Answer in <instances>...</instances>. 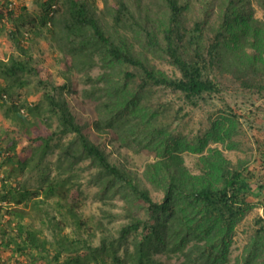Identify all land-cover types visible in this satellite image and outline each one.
Segmentation results:
<instances>
[{"label":"trees","instance_id":"obj_1","mask_svg":"<svg viewBox=\"0 0 264 264\" xmlns=\"http://www.w3.org/2000/svg\"><path fill=\"white\" fill-rule=\"evenodd\" d=\"M213 1L221 9L217 25L209 31L210 16L190 25L186 18L189 4L182 0H105L111 18L108 32L83 0H37L40 14L22 16L21 23L16 22L9 33L15 44L20 28L55 32L61 64L68 71L83 73L89 85L83 98L96 103L95 131H114L124 146L154 154L155 160L145 166L143 176L164 195L161 202L154 201L132 174L112 163L106 152L90 141L66 100L46 91L42 101L27 108L35 116L45 103L59 122L56 131L28 135L36 144L32 154L39 168L49 154L57 153L58 174L51 178L42 173V182L48 183L44 194L68 198L69 175L87 161L95 170L89 183L98 188L104 200L120 198L128 220L115 241L104 238L98 246L61 234L54 235L55 246L17 222L18 235L25 238L14 249L20 253L15 264H165L158 256L176 258L178 264H264L262 218L256 220L258 227L241 256L231 261L235 230L255 204L250 199L264 193L262 183L252 188L254 175L247 159L233 163L223 153L238 148L237 139L244 132L239 115L232 109L219 111L205 132L191 141L171 129L181 109L175 110L172 104L154 105L149 100L150 93L159 88L179 92L193 105L205 96H220L228 85L264 91V20L254 18L249 9L255 2L264 11V0ZM10 5L9 0L0 3V24L14 17ZM155 6L165 11H154ZM128 36L135 39L137 48L129 44ZM29 59H0V78L6 82L0 84V99L6 96L13 101V90L28 86L39 75ZM158 59L172 65L180 77L171 78L157 69L152 60ZM94 68L104 71L92 77ZM121 68L122 77L117 79L115 72ZM211 72L228 77L213 79L207 74ZM20 108L25 106L12 104L17 118L28 122ZM27 131L30 133L28 127ZM68 136L72 138L64 141ZM14 146L9 147L13 155L6 156L0 168L7 167L6 178L18 179L27 162ZM4 150L0 147V156L5 155ZM185 153L198 156L195 172L186 166ZM30 194L21 189L4 193L0 189V200H12L18 206L29 200ZM65 204L67 212L75 215V201L68 199ZM142 206L147 219L136 215ZM75 221L80 226L79 218ZM48 243L55 247L53 255Z\"/></svg>","mask_w":264,"mask_h":264},{"label":"rangeland","instance_id":"obj_2","mask_svg":"<svg viewBox=\"0 0 264 264\" xmlns=\"http://www.w3.org/2000/svg\"><path fill=\"white\" fill-rule=\"evenodd\" d=\"M9 1L11 2L10 8L14 11V17L9 20L6 19L0 24L2 28L0 32V59L7 60L12 56L19 59L30 57L29 61L37 69L39 75L30 80L28 86L15 88L13 101L6 100V96L3 97L5 101L0 99V147L6 149L4 150L6 153H3L5 155L0 156V163L4 162L6 156L13 155V150H9L13 144L15 151L17 153L19 151L18 155L25 158L27 162L19 173L18 179L16 176L6 178L7 167H1L0 189L3 193L19 189L31 193L30 199L21 202L18 206L14 205L12 200H0V264H15L16 257L20 254L14 249L17 247V243L21 245L25 235H18L17 222H21L27 229L35 231L38 238L50 241L52 245H55L53 243L54 235L61 234L71 239L85 240L93 246H98L104 238L107 241H115L122 224L127 223L128 220L124 202L120 198L104 200L98 195V188L92 187L89 183V178L95 170L89 168L87 161L82 162L69 175V182L66 184L69 189L68 198L58 194L51 196L44 194V188L48 186V183L42 182V173L47 172L51 178L58 174L56 169L57 153L49 154L45 163L39 168L38 159L32 154L36 144L28 139H31L35 133L45 132L44 130L56 131L59 122L54 115L55 113L47 108L45 103L39 114L35 116L29 114L27 108L42 101V95L46 91H53L57 97L60 96L66 100L75 121L85 126L84 132L90 141L99 145L112 163L132 174L135 181L150 192L154 201L161 202L164 195L160 189L148 183L143 176L145 166L155 160L154 154L124 146L114 131L108 130L103 133L95 131L93 122L97 118L96 103L83 98V91L88 89L89 85L85 84L83 73L75 70L68 71L61 64L62 53L58 41L55 39V32L53 30L33 31L32 29L25 31L20 28V34L17 35L18 42L15 44V40L11 39L9 33L14 29L16 22L21 23L20 17L32 18L40 14L39 2L37 0ZM83 1L87 3L89 10L104 30L110 31L111 18L109 10L105 7V0ZM182 1L189 4L186 18L190 25L205 16H210L208 31L217 25L221 8L217 6L215 1ZM1 2L4 0H0ZM249 9L254 18L264 20V11L255 2ZM159 10L158 6L154 7V11L160 13H163L165 8L163 7L162 12ZM120 33L126 32L120 30ZM128 42L137 48L136 41L132 36H128ZM17 45L20 48L17 49ZM22 50L26 52H22ZM152 63L167 76L171 78L180 77L178 71L164 59L152 60ZM129 70L135 72L134 68ZM103 71L104 69L94 68L90 75L96 77ZM207 74L213 79L228 77L215 75L212 72ZM115 77L117 79L122 77V68L115 72ZM0 84H6V82L0 78ZM149 100L154 105L172 104L175 110L181 109L177 118L172 120L171 129L180 132L191 141L205 132L210 121L215 119L219 111L232 109L239 115L244 132L243 136L237 139L239 141L238 148L236 150H223V153L233 163L239 159L249 161L250 169L254 175L250 183L253 189L257 188L258 182L264 184V91L259 93L257 90H243L236 84L228 85L220 96H205L203 100H199L196 105H193L181 93L159 88L150 93ZM12 104L25 106V108H20V114L28 122H22L18 119L19 117L12 109ZM27 127L30 133H28ZM30 134L32 137L28 136ZM71 138L72 136H68L64 141H69ZM218 147L222 149L220 146ZM29 159H31L30 162H28ZM184 160L186 166L195 172L198 156L185 153ZM68 174L69 172L65 173V175ZM68 199L75 201V205L72 206L75 215L67 212L68 206L65 203ZM250 201L255 203L253 204L254 207L242 224L236 228L232 240L230 248L232 262L241 256L244 246L249 242L253 231L257 229L256 220L264 219V206L262 204L264 203V193L257 199H250ZM142 209H144L143 206L137 210L136 215L141 219H147L148 215ZM75 217L79 218L80 226L75 221ZM55 224L62 229V233H58L59 230ZM47 245V248H50V255H53L55 247L50 246L49 243ZM158 257L165 264L179 263L176 258ZM158 257L155 259L160 261ZM22 261L25 262V258Z\"/></svg>","mask_w":264,"mask_h":264}]
</instances>
